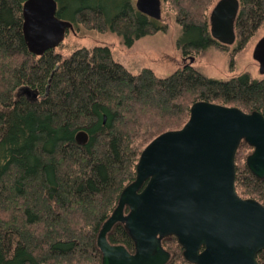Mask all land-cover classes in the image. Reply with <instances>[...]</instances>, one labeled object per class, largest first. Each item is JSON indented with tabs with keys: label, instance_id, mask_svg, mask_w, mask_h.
Returning <instances> with one entry per match:
<instances>
[{
	"label": "trees",
	"instance_id": "trees-1",
	"mask_svg": "<svg viewBox=\"0 0 264 264\" xmlns=\"http://www.w3.org/2000/svg\"><path fill=\"white\" fill-rule=\"evenodd\" d=\"M24 1L0 0V264H101L98 231L135 178L143 148L181 128L196 101L264 116V78L247 72L208 78L191 63L166 76L151 68L134 74L101 45L66 57L54 49L37 56L23 36ZM164 1L181 26L177 44L184 57L227 47L209 33L217 0ZM56 2L57 16L74 28L115 33L127 46L166 28L138 12L133 0ZM262 24L264 0H239L232 57ZM79 131L88 136L85 144L75 140ZM244 147L252 149L243 140L237 147L235 190L264 204V178L239 164ZM107 239L133 249L122 224ZM162 244L172 253L167 264H193L174 236ZM256 260L264 264V249Z\"/></svg>",
	"mask_w": 264,
	"mask_h": 264
},
{
	"label": "water",
	"instance_id": "water-1",
	"mask_svg": "<svg viewBox=\"0 0 264 264\" xmlns=\"http://www.w3.org/2000/svg\"><path fill=\"white\" fill-rule=\"evenodd\" d=\"M161 4L134 2L139 12L156 20ZM238 9L239 0L214 3L208 16L212 39L227 46L235 42ZM22 18L25 43L37 56L57 47L67 30L74 31L70 21L57 16L56 0H25ZM252 58L264 75V35ZM75 140L85 144L88 136L79 131ZM242 140L252 147L247 169L264 178V116L258 111L196 101L181 128L154 137L139 155L135 178L98 231L101 264H167L172 254L162 241L170 236L193 264H258L256 255L264 249V204L235 190L234 157ZM118 223L130 236L133 252L108 241Z\"/></svg>",
	"mask_w": 264,
	"mask_h": 264
},
{
	"label": "rangeland",
	"instance_id": "rangeland-1",
	"mask_svg": "<svg viewBox=\"0 0 264 264\" xmlns=\"http://www.w3.org/2000/svg\"><path fill=\"white\" fill-rule=\"evenodd\" d=\"M157 22L160 26L166 27L164 31L161 29L137 38L132 42V46L125 45L123 39L115 33L98 32L79 25L74 32H67L62 43L54 48V52L66 57L80 47L107 46L114 59L123 64L130 72L137 74L143 68H151L156 74L166 76L184 63H188L189 57L183 60V55L177 44L181 26L175 22L174 11L164 0L161 4V18ZM263 35L264 24L256 30L244 48L235 53L233 57L230 53L235 47V42L226 48L210 46L190 55L194 57L191 65L208 78L225 80L243 72L249 73L254 79L264 78V75L258 71V63L252 58L253 48ZM243 149L244 152L240 155V165H245L246 157L252 151V149L246 150L245 147ZM238 191L242 198H246L240 189Z\"/></svg>",
	"mask_w": 264,
	"mask_h": 264
},
{
	"label": "flooded vegetation",
	"instance_id": "flooded-vegetation-1",
	"mask_svg": "<svg viewBox=\"0 0 264 264\" xmlns=\"http://www.w3.org/2000/svg\"><path fill=\"white\" fill-rule=\"evenodd\" d=\"M137 10V9H136ZM138 11V10H137ZM139 12V11H138ZM141 13V12H140ZM141 14H143V13H141ZM143 15H145V14H143ZM149 20H152V21H156V19H154V18H152V17H150V16H147V15H145ZM73 26H74V24H73ZM74 30H75V28H74ZM69 32V31H68ZM74 32V31H73ZM144 36H146V35H144ZM144 36H142V37H144ZM139 38H141V37H139ZM135 40V39H134ZM133 40V41H134ZM131 46H132V44H131ZM183 57V60H186V58H188L189 57V59H188V63H190V58H194V57H192V56H188V57H184V56H182ZM185 64V63H184ZM165 239V238H164ZM163 239V240H164ZM163 242V241H162ZM166 249V248H165ZM133 250H134V248L132 249V250H129L130 252H133ZM172 254V253H171Z\"/></svg>",
	"mask_w": 264,
	"mask_h": 264
},
{
	"label": "bare ground",
	"instance_id": "bare-ground-1",
	"mask_svg": "<svg viewBox=\"0 0 264 264\" xmlns=\"http://www.w3.org/2000/svg\"><path fill=\"white\" fill-rule=\"evenodd\" d=\"M57 8H58V5H57ZM72 24H73V23H72ZM73 27H74V26H73ZM22 31H23V30H22ZM68 31H70V30H67V31H66V34H67ZM72 32H73V31H72ZM66 34H65V36H66ZM23 36H24V35H23ZM64 38H65V37H64ZM61 43H62V42H61ZM61 43H60V44H61ZM60 44H59V45H60ZM59 45H58V46H59ZM55 48H56V47H55ZM76 134H77V133H76Z\"/></svg>",
	"mask_w": 264,
	"mask_h": 264
}]
</instances>
